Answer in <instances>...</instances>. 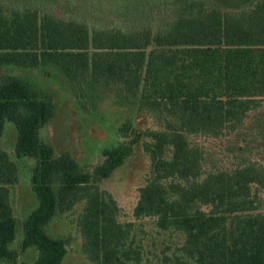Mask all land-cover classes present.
I'll use <instances>...</instances> for the list:
<instances>
[{
    "label": "trees",
    "instance_id": "trees-1",
    "mask_svg": "<svg viewBox=\"0 0 264 264\" xmlns=\"http://www.w3.org/2000/svg\"><path fill=\"white\" fill-rule=\"evenodd\" d=\"M11 66L57 69L86 105L113 91L123 103L139 101L158 112L163 128L144 133L151 140L145 146L151 168L135 214L184 232L181 264H264V165L205 169L204 151L191 141V135L235 131L260 110L264 0L241 13L215 6L181 15L157 34L145 27L92 29L37 10L0 9V68ZM54 114L53 99L22 74L1 75L0 140L6 122H13L17 155L36 160L31 182L38 206L24 223V246L39 251L33 264L61 263L65 246L46 227L58 212L81 202L86 255L98 264H140L142 253L118 219L117 201L101 187L140 139L108 147L98 165L84 168L42 139L41 129ZM17 180L15 162L0 149V264H17L9 190ZM204 204L212 209L205 211Z\"/></svg>",
    "mask_w": 264,
    "mask_h": 264
},
{
    "label": "rangeland",
    "instance_id": "rangeland-1",
    "mask_svg": "<svg viewBox=\"0 0 264 264\" xmlns=\"http://www.w3.org/2000/svg\"><path fill=\"white\" fill-rule=\"evenodd\" d=\"M257 1L0 0V9L7 13L37 10L62 20L84 22L92 29L131 30L145 27L157 34L181 15L190 16L215 6L224 13H241ZM3 73L22 74L40 93L53 99L55 114L42 127L41 137L54 147L56 154L69 152L84 168L92 169L98 165L108 147L140 139L134 143L133 151L124 164L104 179L101 187L117 201L120 207L118 219L129 227V241L142 253L140 264H181L184 232L161 228L155 216L135 214L140 188L146 184L151 168V159L145 149L151 140L144 133L163 128L161 115L145 109L139 101L123 103L113 91L100 93L98 98L88 100L86 105L76 99L66 78L53 67L21 69L11 66L0 68V77ZM261 100L260 110L251 111L237 130H228L220 136L191 135L192 143L204 151L205 169L230 168L241 162L264 165V96ZM17 136L14 123L7 121L0 149L9 154L18 170L17 182L9 186L17 222V235L11 248L17 254V264H33L39 258V251L33 246H24V223L38 206L31 182L36 160L31 156L17 155ZM261 197L264 198V194ZM83 207L81 202L71 210L58 212L46 227L48 235L62 241L65 246V256L60 264H98L84 251L78 225ZM260 207L263 211L264 202ZM203 209L210 211L212 207L204 204Z\"/></svg>",
    "mask_w": 264,
    "mask_h": 264
}]
</instances>
